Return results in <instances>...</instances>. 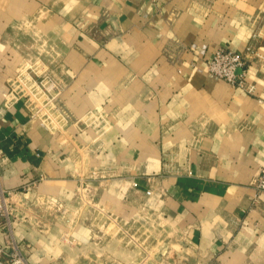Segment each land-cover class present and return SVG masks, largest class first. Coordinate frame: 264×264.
Listing matches in <instances>:
<instances>
[{"label":"crops","instance_id":"obj_1","mask_svg":"<svg viewBox=\"0 0 264 264\" xmlns=\"http://www.w3.org/2000/svg\"><path fill=\"white\" fill-rule=\"evenodd\" d=\"M220 46L244 87L208 71ZM24 67L61 85L62 127L15 95ZM0 153V241L30 264H137L104 211L174 235L181 264H264V0H0Z\"/></svg>","mask_w":264,"mask_h":264},{"label":"built area","instance_id":"obj_2","mask_svg":"<svg viewBox=\"0 0 264 264\" xmlns=\"http://www.w3.org/2000/svg\"><path fill=\"white\" fill-rule=\"evenodd\" d=\"M250 47L247 48L249 52ZM247 55L236 52L226 46L218 47L211 60L207 64L208 71L234 86L244 87L246 84L248 61ZM39 77H42L39 79ZM15 95L26 98L31 109V118L37 119L42 125L49 129L62 127L69 117V112L58 102L60 84L45 69L35 71L31 67H24L18 72L13 82ZM60 125V126H59ZM0 177L5 157L0 153ZM255 187L258 191L264 192V165L255 180ZM15 191L3 187L0 179V216L9 218L13 213V196ZM150 193V191H148ZM53 202L58 206L63 204L55 199ZM106 217L109 222H105ZM105 228H112L116 234H128L127 241H133V234H130L129 227L132 222L124 220L109 212H103L97 219ZM0 264H30L22 254L18 243L14 239L0 241Z\"/></svg>","mask_w":264,"mask_h":264},{"label":"rangeland","instance_id":"obj_3","mask_svg":"<svg viewBox=\"0 0 264 264\" xmlns=\"http://www.w3.org/2000/svg\"><path fill=\"white\" fill-rule=\"evenodd\" d=\"M40 56L44 59L46 57L44 54ZM41 78L39 77V79ZM103 220L109 222L106 221V217ZM128 232L133 234L134 243L141 245L137 264H181V257L177 258L175 249L167 243L175 238L174 235H168L162 227L151 226L149 223L132 222ZM124 237L128 239V234H125ZM184 253L186 254V252Z\"/></svg>","mask_w":264,"mask_h":264}]
</instances>
